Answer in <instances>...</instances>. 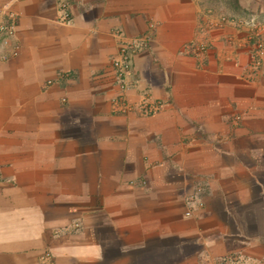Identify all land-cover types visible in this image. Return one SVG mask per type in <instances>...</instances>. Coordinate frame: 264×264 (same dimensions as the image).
Here are the masks:
<instances>
[{
    "label": "crops",
    "instance_id": "0c3cea01",
    "mask_svg": "<svg viewBox=\"0 0 264 264\" xmlns=\"http://www.w3.org/2000/svg\"><path fill=\"white\" fill-rule=\"evenodd\" d=\"M119 34L151 114L111 108ZM46 252L264 264V0H0V264Z\"/></svg>",
    "mask_w": 264,
    "mask_h": 264
},
{
    "label": "built area",
    "instance_id": "2783aa9c",
    "mask_svg": "<svg viewBox=\"0 0 264 264\" xmlns=\"http://www.w3.org/2000/svg\"><path fill=\"white\" fill-rule=\"evenodd\" d=\"M61 18L63 20L67 19L66 13V2H61ZM2 31H6L12 34L14 31V26H3ZM120 46L117 55L113 58L112 68L114 71L117 94L113 96L110 101L111 108L118 112H128V111H139L142 114H151L159 109L162 103L159 100H152V95L149 89H140L138 83L135 80H131L132 75V61L133 57L140 51H143L149 46L150 36L137 37V38H126L119 34ZM68 72H59L58 77L63 80L68 77ZM137 90L139 94V99L136 102H131L127 98V93L129 90ZM75 227L78 224H74ZM41 264H52V256L49 252L44 253L40 258ZM237 258L235 256L227 257L222 260L220 264H232L236 263Z\"/></svg>",
    "mask_w": 264,
    "mask_h": 264
}]
</instances>
